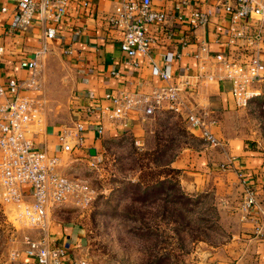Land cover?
<instances>
[{
    "label": "built area",
    "instance_id": "2783aa9c",
    "mask_svg": "<svg viewBox=\"0 0 264 264\" xmlns=\"http://www.w3.org/2000/svg\"><path fill=\"white\" fill-rule=\"evenodd\" d=\"M1 1L4 2L1 11L11 14L7 31L16 34L30 30L38 15L46 21L59 23L67 14L69 0ZM195 1L201 7H195ZM215 15L219 16L218 40L226 49L212 54L205 44L201 47V51L207 52L208 59L201 53L197 55L201 62L195 84L190 83L189 78L173 73L176 54L167 52L165 65L161 67L154 63L152 67L153 75L164 84L151 91L137 88L121 91L118 95L107 93V104L98 109L82 110L86 118L62 129L59 134L62 153L79 152L84 148L88 125L94 126L98 137L105 132V119L126 125L131 110L141 111L145 116H153L160 110L174 112L184 118L190 130H198L207 144L223 146L224 141L212 129L215 120L211 118L210 110L191 106L185 92L194 93L201 86L228 81L231 95L239 107L247 106L262 94L264 0H177L170 10L156 7L152 0H122L109 22L123 31L121 51L134 59L138 55L151 56L155 43L151 25L166 26L172 20L173 24L166 29V37L173 40L178 28L196 30L208 24ZM56 35V26L48 25L42 48L32 58L21 60V67L31 71L30 76L25 79L11 77L6 84L0 82V205H11L17 221L39 227L44 232L40 240H29L24 251L3 264H92L87 257L72 254V242L67 235L52 244L48 214L53 208L70 202L77 208H87L93 203L95 191L88 182L60 172V158L50 155L46 147L37 145L34 136L42 125L46 107L37 72L41 57L47 53L48 44ZM4 52L5 47L0 44V56ZM240 176L245 177L243 173ZM246 194L244 211L251 213L257 207L256 195L251 189Z\"/></svg>",
    "mask_w": 264,
    "mask_h": 264
},
{
    "label": "crops",
    "instance_id": "0c3cea01",
    "mask_svg": "<svg viewBox=\"0 0 264 264\" xmlns=\"http://www.w3.org/2000/svg\"><path fill=\"white\" fill-rule=\"evenodd\" d=\"M121 1L69 0L67 14L59 23L46 21L38 15L30 30L12 34L7 31L11 14L1 11L4 2L0 0V44L5 47L4 54L0 56L2 84H6L11 77L25 79L31 75V71L21 67V60L32 58L34 53L42 48L48 25L52 24L57 28L55 39L48 44L49 50L40 59L37 75L40 93L44 94L46 103L48 94L58 90L61 84H64L62 80L67 77V85L71 86L69 98L71 121L57 130L40 135L38 143L46 147L50 155L58 156L61 161L64 158L59 139L62 129L86 118L87 115L82 110L89 107L98 109L101 105L107 104L108 100L105 98L107 93L118 95L121 91H134L137 88L151 91L164 84V81L153 75L152 67L154 63L163 67L167 52L173 51L176 54L172 64L173 73L189 78L190 83L195 84L201 62L197 55L201 53L208 59L207 52L201 51V47L205 44L212 54L226 49L225 44L218 40L219 16L215 15L208 24L196 30L178 28L173 40L166 37V29L173 24L172 20L166 26L151 25V33L155 40L151 56L138 55L130 59L120 48L123 31L114 28L109 22L110 16ZM152 1L156 7L170 10L177 0ZM194 6L201 7V4L195 1ZM10 7H13L12 3ZM185 11L187 12V9ZM68 49H71V52H67ZM60 55L62 56L60 63L63 65L61 67L66 69L65 77L60 71H55L58 68L56 61ZM208 63L210 64L209 61ZM190 89L196 90L193 86H190ZM185 96L188 97L189 104L198 110L202 107L210 110L211 118L215 120L212 129L224 141V145L210 146L202 139L198 130H191L194 137L200 141V145L184 148L172 162V166L181 172L180 183L192 191L202 190L208 183L213 182L218 188H224L227 194H231L235 184H239L238 177L243 173L245 176L241 177L245 187L243 200L245 202L246 192L251 189L256 195L257 207L245 218L241 216L242 219H246L242 222L241 235L248 238L246 241L252 242L255 264H264V140L257 137L255 132L251 134L243 130L241 133L237 131L240 123L233 119H236L235 113L239 111L236 110L237 104L231 95L230 82H213L199 87L194 93L185 92ZM163 112L168 111L160 110L153 116H145L141 111L131 110L128 112L126 125L111 123L105 119L103 121L105 132L102 137L97 136L93 125H88L85 146L79 154L87 158L98 156L107 138H118L126 134L132 135L140 145L143 139L153 132L150 130V121ZM93 148L96 155L90 152ZM238 204L242 202L238 201ZM239 210L241 212V209ZM70 225L58 223L50 226L53 245L57 244L63 235H67L71 242L76 238L79 234L78 226L75 229Z\"/></svg>",
    "mask_w": 264,
    "mask_h": 264
},
{
    "label": "rangeland",
    "instance_id": "374dc122",
    "mask_svg": "<svg viewBox=\"0 0 264 264\" xmlns=\"http://www.w3.org/2000/svg\"><path fill=\"white\" fill-rule=\"evenodd\" d=\"M60 58L55 71L65 77L61 55ZM66 78L58 90L48 94L42 125L34 135L37 145L40 135L71 121V86ZM262 89V94L247 106H237L239 112L233 120L240 123L238 132H255L264 140V86ZM164 113L150 121L153 132L140 145L126 134L107 138L106 146L95 158L88 159L77 151L63 153L59 171L88 182L95 196L91 206L84 209L71 202L53 208L48 214L50 226L58 223H70L75 229L78 226L80 235L72 241V254L87 257L92 264H255L252 242L241 235L242 222L246 220L242 218L250 215L244 211L245 187L241 176L231 194L213 182L198 191L187 190L179 183H167L162 194L151 197L150 190L146 195L143 188L135 186L140 176H144L146 184L150 181V157L160 146L156 132L162 127L160 119L166 120ZM173 114L166 120L169 125L179 124L189 135L179 137L178 145L163 163L178 156L184 148L200 145L184 118ZM186 197H191L188 208L192 210L188 214L192 222L187 227L178 212ZM164 207L169 210L164 212ZM12 208L0 205V264L24 251L29 240H40L44 235L39 227L17 221Z\"/></svg>",
    "mask_w": 264,
    "mask_h": 264
},
{
    "label": "trees",
    "instance_id": "16d2710c",
    "mask_svg": "<svg viewBox=\"0 0 264 264\" xmlns=\"http://www.w3.org/2000/svg\"><path fill=\"white\" fill-rule=\"evenodd\" d=\"M166 115V120H169L174 116L173 112L168 111L164 113ZM178 118H182L181 116H177ZM165 119H160L158 122L162 127L157 130L156 132V138L158 140L157 146L152 154V157H150V172L148 173L150 177V181L146 182L144 181V176H140V180L136 183V187L143 188L144 193L147 195L148 190H150V197L153 194H162L164 191V186L167 183H180V170L177 168H174L172 166V162L175 160L177 155L172 156L168 161L165 163L164 160L169 156V152L174 150L175 146L178 145L179 137L181 136H188L189 132L182 128L179 124H176V126L169 125V122ZM160 142V143H159ZM106 143H104V146H106ZM152 164V165H151ZM167 168V169H166ZM171 176V177H169ZM144 181V182H143ZM191 197H186V202L179 207L180 215L182 222L186 227L192 222L191 218H189L188 214L192 212L191 209L188 208V206L191 204L189 201ZM169 210L167 207H164V212H167ZM174 210L173 212H175ZM173 214V213H172ZM163 256V255H162ZM166 257H161V259H164ZM160 263V262H159Z\"/></svg>",
    "mask_w": 264,
    "mask_h": 264
},
{
    "label": "water",
    "instance_id": "95a60500",
    "mask_svg": "<svg viewBox=\"0 0 264 264\" xmlns=\"http://www.w3.org/2000/svg\"><path fill=\"white\" fill-rule=\"evenodd\" d=\"M90 152H91L92 155H96V150L94 148L91 149Z\"/></svg>",
    "mask_w": 264,
    "mask_h": 264
}]
</instances>
